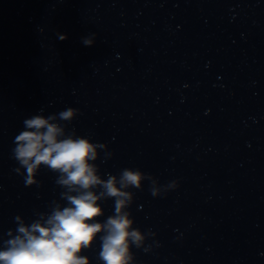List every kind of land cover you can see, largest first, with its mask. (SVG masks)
Returning <instances> with one entry per match:
<instances>
[{"label": "clouds", "instance_id": "1", "mask_svg": "<svg viewBox=\"0 0 264 264\" xmlns=\"http://www.w3.org/2000/svg\"><path fill=\"white\" fill-rule=\"evenodd\" d=\"M81 43L92 46L95 34L82 37ZM78 111L68 107L45 116L40 109L23 121V130L15 136L12 158L19 167L14 170L24 178L25 185H39L37 175L45 167L57 174L55 183L63 189L60 198L66 203L53 200L50 211L37 212L38 218L31 223L15 216L17 227L3 240L0 264H91L83 253L92 249L97 239L102 264H132L134 254L130 249L143 247L146 234L134 227L127 210L134 199L129 189L141 190L148 180L152 196L160 197L178 187V181L161 186L151 175L133 168L102 178L95 161L100 158L99 150H104V160L111 158L107 145L79 136L75 130L68 133L65 124L59 122L70 123ZM109 199L114 200V213L101 222L99 218L105 215L101 202Z\"/></svg>", "mask_w": 264, "mask_h": 264}]
</instances>
